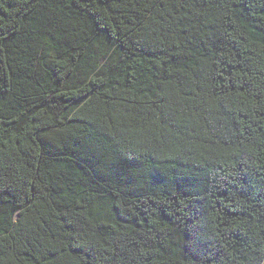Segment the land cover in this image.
I'll list each match as a JSON object with an SVG mask.
<instances>
[{
  "label": "trees",
  "instance_id": "trees-1",
  "mask_svg": "<svg viewBox=\"0 0 264 264\" xmlns=\"http://www.w3.org/2000/svg\"><path fill=\"white\" fill-rule=\"evenodd\" d=\"M264 0H0V264H258Z\"/></svg>",
  "mask_w": 264,
  "mask_h": 264
},
{
  "label": "water",
  "instance_id": "water-1",
  "mask_svg": "<svg viewBox=\"0 0 264 264\" xmlns=\"http://www.w3.org/2000/svg\"><path fill=\"white\" fill-rule=\"evenodd\" d=\"M258 264H264V256Z\"/></svg>",
  "mask_w": 264,
  "mask_h": 264
}]
</instances>
